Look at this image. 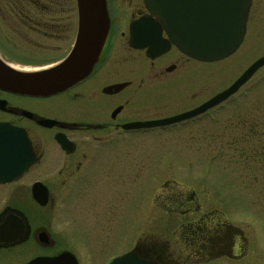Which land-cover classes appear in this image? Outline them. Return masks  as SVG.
<instances>
[{
	"label": "rangeland",
	"instance_id": "1",
	"mask_svg": "<svg viewBox=\"0 0 264 264\" xmlns=\"http://www.w3.org/2000/svg\"><path fill=\"white\" fill-rule=\"evenodd\" d=\"M68 1L43 2L63 7L57 18L76 19V6L69 10ZM14 3L0 0V59L27 70L63 59L72 38L52 42L31 33L11 9ZM122 44L115 62L126 80L133 73L132 54ZM263 57L264 0H253L239 51L225 61L194 66L196 78L182 85L184 93L181 85L160 89L163 80L178 77H157L172 60L152 66L140 55L132 58L138 61L135 86L154 87L160 94L155 108L165 106L168 117L219 95ZM121 146L87 171L64 204L72 214L80 264H108L137 248L155 251L170 264H264V68L231 104L201 122L123 140ZM227 246L229 254L218 251Z\"/></svg>",
	"mask_w": 264,
	"mask_h": 264
},
{
	"label": "flooded vegetation",
	"instance_id": "2",
	"mask_svg": "<svg viewBox=\"0 0 264 264\" xmlns=\"http://www.w3.org/2000/svg\"><path fill=\"white\" fill-rule=\"evenodd\" d=\"M43 1L17 0L11 9L17 11L15 15L23 22L22 27L31 33L52 42H67L72 38V44L63 59L52 66L28 69L31 72L43 71L67 60L76 47L79 32L78 17L59 19L56 16L63 7H53ZM106 2L110 22L108 38L100 57L82 80L66 91L48 97L16 94L0 87V219L11 225L0 232V264H32L57 259L64 254L74 256L80 264L75 255L72 214H68L64 204L73 198L74 189L85 182L87 171L97 169L98 161L105 158L108 150L119 153L123 140L201 122L213 111L231 104L250 83L203 115L166 127L147 126L193 112L213 98L166 117L165 106L160 111L155 108L158 103L154 102V96L160 94L154 87L147 88L144 82L141 90L136 88L138 61L132 58L140 55L145 64L152 66L173 61L164 70L160 69L157 77L175 73L178 77L163 80L160 89L182 86L187 80L196 78L195 67L204 63L187 57L173 45L161 54L156 49L153 55H148L149 47H132V25L141 20L148 23L135 29L138 34H145L139 39L149 42H170V39L159 18L148 10L145 0ZM67 6L72 11L76 1L69 0ZM122 43L132 54L133 73L126 80L115 62L124 46ZM182 88L184 93L185 88ZM106 176L103 172L102 180ZM108 177L115 180V176ZM221 249L217 250L230 253L229 248ZM146 251L153 254L143 253L138 248L129 253H134L144 264H170L155 251Z\"/></svg>",
	"mask_w": 264,
	"mask_h": 264
},
{
	"label": "water",
	"instance_id": "3",
	"mask_svg": "<svg viewBox=\"0 0 264 264\" xmlns=\"http://www.w3.org/2000/svg\"><path fill=\"white\" fill-rule=\"evenodd\" d=\"M145 3L150 13L159 18L170 42L141 40V36L145 34H138L135 29L148 23L141 20L132 25V47H149L148 55H153L156 49L161 54L173 45L191 59L202 63H217L233 56L243 44L252 0H145ZM76 6L80 24L76 47L70 57L52 68L30 73L14 70L0 59L1 88H7L16 94L48 97L66 91L90 72L100 57L109 34L107 2L76 0ZM263 67L264 57L255 62L232 87L197 110L147 126L166 127L205 114L235 95ZM122 262L144 264L134 253L119 257L111 264ZM32 264L78 262L74 256L64 254L57 259Z\"/></svg>",
	"mask_w": 264,
	"mask_h": 264
},
{
	"label": "snow or ice",
	"instance_id": "4",
	"mask_svg": "<svg viewBox=\"0 0 264 264\" xmlns=\"http://www.w3.org/2000/svg\"><path fill=\"white\" fill-rule=\"evenodd\" d=\"M10 222H3L2 219H0V232H2L6 227H10ZM130 259V258H129ZM123 264V262H122Z\"/></svg>",
	"mask_w": 264,
	"mask_h": 264
},
{
	"label": "bare ground",
	"instance_id": "5",
	"mask_svg": "<svg viewBox=\"0 0 264 264\" xmlns=\"http://www.w3.org/2000/svg\"><path fill=\"white\" fill-rule=\"evenodd\" d=\"M16 70H18V69H16ZM18 71H20V72H25V73H29V72H31V71H29V70H18Z\"/></svg>",
	"mask_w": 264,
	"mask_h": 264
}]
</instances>
